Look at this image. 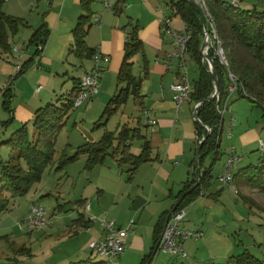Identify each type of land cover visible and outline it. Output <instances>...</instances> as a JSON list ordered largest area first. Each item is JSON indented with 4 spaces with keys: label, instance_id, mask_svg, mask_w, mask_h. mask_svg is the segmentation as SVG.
Masks as SVG:
<instances>
[{
    "label": "rangeland",
    "instance_id": "374dc122",
    "mask_svg": "<svg viewBox=\"0 0 264 264\" xmlns=\"http://www.w3.org/2000/svg\"><path fill=\"white\" fill-rule=\"evenodd\" d=\"M51 1L6 0L3 6L6 13L22 19L19 32L10 35L11 49L8 51L0 49V161L3 162L16 160L18 156V150L12 145L1 143L2 139H7L24 123L15 115L18 104L22 101L40 103L41 98L43 99L41 105L48 101L56 102L61 96L70 93L73 75H79V64H85L89 70L93 65L90 59H81L70 52L69 42L74 41L72 30L70 32L67 30L69 34L67 44L64 40L58 41L57 34L51 30L48 42L53 33L55 37L49 53L50 60H43L45 48L38 53L39 46L32 43L31 38L33 30L40 26L46 17ZM226 1L233 3L234 0ZM207 2L213 7L209 0ZM239 6L242 9L262 10L264 0H239ZM178 15L177 31L187 33L188 23L181 14ZM48 42L46 41L45 47ZM20 59L22 64L29 60L31 62L26 71L16 77ZM185 60L187 75L192 83L193 79L199 76L197 61L192 55L187 54ZM138 71L139 68L136 67V72ZM40 85L43 88L38 92L37 88ZM8 86L11 87L13 94L11 104L13 113L3 104V92ZM107 101L108 98L106 102L89 100L81 107H73L56 136L55 154L41 181L34 182L24 195L12 196L7 192L8 206L0 210V264H79L88 260L98 262L102 259L89 247L91 240L89 233L85 231L87 228L84 230L82 224L78 225L74 220L79 216L82 193L89 191L88 189L84 192V186L90 184L83 176L86 156L82 155L61 169H58V165L65 153L74 154L80 145L92 138L99 139L107 129L118 132L125 124L129 126L138 124L140 108L133 101H129L108 117L106 125L98 126L97 124L106 120L102 115ZM89 102L92 104L91 107L88 105ZM222 108L225 110L223 114L225 125L218 148V158L216 148L209 150L204 156L203 168H212L209 183L203 186L201 196L187 205V217L184 222L182 221L186 226H190V229L202 228L205 234L202 236V242L205 244L208 240L209 244L203 246L198 255L200 258L189 256L188 259H183L163 252L160 258L153 259L150 264H183L186 260L193 264H219L226 263L232 255L246 251L264 263V192L246 185L241 179L232 181L231 186L220 179L221 175L226 174V162L231 153L241 157V161L232 169L234 176L240 168L257 163L264 155V149L259 143L260 137L264 140V130L261 135L254 131L259 127V123L264 122V112L258 104L246 97H240L238 90L229 93ZM230 116L235 119L236 126L230 121ZM142 121L144 123L147 119L142 118ZM34 131L31 119L28 121V134L31 139H34ZM229 134L232 136L231 139ZM140 145L139 140L133 142L136 148H140ZM195 147L198 148L197 143ZM107 161L110 165L118 166L120 172L128 167L126 164L119 166L118 163H121L113 157H108ZM22 162L26 166L25 161ZM203 194L205 197L201 200ZM1 196H4V193ZM88 200L92 202L91 196ZM33 204L44 206L52 220L43 228L30 231L26 220ZM102 220L111 219L104 216ZM20 223L24 225V229H20ZM128 261L127 264H141L142 258H130ZM118 264L124 263L119 260Z\"/></svg>",
    "mask_w": 264,
    "mask_h": 264
},
{
    "label": "crops",
    "instance_id": "0c3cea01",
    "mask_svg": "<svg viewBox=\"0 0 264 264\" xmlns=\"http://www.w3.org/2000/svg\"><path fill=\"white\" fill-rule=\"evenodd\" d=\"M108 1L112 5L110 8L104 5L103 0H91L89 5L92 14L91 19L94 23L92 22V26L88 31L87 44L95 52L100 51L107 55L109 60L101 63L100 90L81 106L89 100L106 102L108 98L109 101L114 95L113 92L115 90L117 92L118 73L124 59L125 43L129 32L133 27H136L143 42L144 51L133 57V73L137 78H142L141 94L143 98L142 104H139L138 100L130 96L125 104L133 101L140 108L138 120H141V122H143L142 114L146 109H150L152 117L156 118L157 123L154 125L149 126L147 121L142 123L147 125L145 129L143 128V132L150 141L153 160L141 164L133 174L128 171L130 165L126 164L128 166L125 169L127 173L124 170L120 172L119 167L108 164L107 159L103 164H98L93 168L88 169L85 167L83 176L90 184L84 186V192L88 189L89 191L88 193H82L79 201V216L74 220L78 225L81 223L84 230L87 228L85 231L89 233L90 240L105 236V228L102 225L104 216L114 220L119 227L126 228L133 221L134 223L125 238L124 254L120 258L122 263L127 264L130 258L143 259L152 252L155 246L157 223L165 213L172 210L176 202V195L182 190L184 182L193 175L195 160L193 156H196L197 152L195 144H198L200 137L195 120V102L190 97L177 107L174 100L175 92L171 87L180 81L184 70L180 66L178 58L171 61L168 59V54L174 52L177 47V41L172 31L178 30L176 19L179 16L175 13L171 0ZM49 5L46 17L40 26L45 22L50 33L53 30L57 34L58 41L64 40L67 44L69 42L67 30L69 32L73 31L78 18L85 13L83 2L82 0H52ZM164 17L170 18L172 31L163 28ZM94 24L95 26H93ZM54 33L49 42L47 40V48L44 46V61L50 60L49 53L54 44ZM71 44L69 42V46ZM187 55H191V53L188 51ZM90 60L93 64L92 70L94 62L92 58ZM145 61L147 63L146 70ZM79 65V75H73L72 89L76 85V79L80 83L82 76L91 71L86 68L85 64L80 63ZM136 67L139 68L138 73ZM194 81L191 83L192 85ZM10 104H12V100ZM41 104H43L42 98L40 103L22 101L18 104L15 115L20 117L24 123L28 122L33 118L35 110L43 106ZM88 105L91 107V102ZM258 125L259 127L254 131H258L257 133L261 135L264 130V122ZM106 131L111 130L107 129ZM2 134L4 135L5 131ZM231 138L232 136L229 137V139ZM5 139H2V141ZM99 139L92 138L89 141L93 142ZM139 141L142 145V140ZM262 142L264 143V140L260 137L261 147ZM141 145L140 148L132 145L131 151L134 154H140L142 151ZM233 150L234 148L231 152ZM118 165L121 166L122 164L118 163ZM91 183L93 186H91ZM87 194L92 198L90 209L85 208V204L89 201ZM204 197L203 194L201 200ZM91 215L96 216L97 220L90 222L89 217ZM186 217L187 214L183 222ZM183 222V227H190ZM195 229L202 232V228ZM204 235L202 232L200 238H190L184 241L183 244L188 253L187 257L171 255L183 259H188L189 256L200 258L198 255L203 246L209 244L208 240L203 244L202 238ZM162 253V251L156 252L154 259L160 258ZM183 264L193 263H188V260H186Z\"/></svg>",
    "mask_w": 264,
    "mask_h": 264
},
{
    "label": "trees",
    "instance_id": "16d2710c",
    "mask_svg": "<svg viewBox=\"0 0 264 264\" xmlns=\"http://www.w3.org/2000/svg\"><path fill=\"white\" fill-rule=\"evenodd\" d=\"M6 0H0V49L8 51L11 49L9 42L10 35H15L20 30L22 19L10 15L3 10ZM85 13L82 14L73 29L74 41L70 52L75 56L90 59L94 56L95 50L87 44V35L92 26V14L89 8L91 0H82ZM213 7H208L216 23L218 34L223 42L228 63L225 64L215 56L214 49L209 50V55L215 60V67L218 73L220 86L219 101L217 98L208 99L215 92V77L209 68V64L203 58L201 46L204 40V26L197 8L188 0H171L175 13L181 14L188 23V31L191 34L189 52L196 59L199 65V76L194 81L191 91V99L197 103L200 121H196L199 134L198 148L201 145L200 139L206 137L202 142L199 152V163L201 174L197 171L195 160L193 163V175L184 182L182 190L176 195V202L173 206L177 212L192 203L201 196L203 186L209 183L211 167L203 168L202 161L207 152L221 145V134L224 127V115L221 113L222 106L226 104L229 97V86L236 84L240 97H246L262 107L264 112V9H242L226 0H209ZM211 30L210 25L208 26ZM50 35V30L45 22L37 28L31 38L32 43H42L45 46ZM125 53L122 66L118 73V90L110 98L105 106L103 117L106 120L98 126L107 124L108 117L115 113L130 96L142 104L141 94L142 78H137L133 73V57L144 51V45L138 35L136 27L129 32L125 43ZM38 53L40 51L38 50ZM31 60L26 61L16 77L26 71ZM147 63L145 61V70ZM235 79H233V77ZM11 87L8 86L4 92V107L11 113V100L13 97ZM80 92V83L76 79V85L67 95H63L56 102H48L37 108L34 112L33 126L34 139L28 134V122L14 130L11 135L1 143L10 144L18 150L16 160L0 161V210L7 208L9 197L24 195L28 192L34 182L41 181L44 171L52 162L55 154L56 136L66 121V116L74 107V102ZM264 116V113H263ZM13 117V116H12ZM12 121V119L10 120ZM205 125L211 128V133ZM147 125L138 121L136 126L125 124L118 132L106 131L101 139L93 142H86L80 145L74 154L66 153L61 158L58 169L64 168L68 163L87 156L86 167L93 168L103 164L108 157L118 159L121 164L130 165L129 172L133 174L141 164L153 160L152 147L147 135L143 132ZM135 140H142V151L134 154L131 147ZM197 148V150H198ZM25 161L26 166L23 165ZM200 179V184L192 187ZM235 179L264 192V155L257 163H250L240 168ZM190 190V191H189ZM4 193V196L1 194ZM170 211L165 213L155 228V246L150 254L142 259L141 264H150L157 252V244L161 238L163 227ZM23 249V248H22ZM27 250V248H26ZM79 264H108L103 259L98 262L90 260L79 262ZM216 264V263H212ZM219 264H264L263 261L255 258L249 252L230 256L226 263Z\"/></svg>",
    "mask_w": 264,
    "mask_h": 264
},
{
    "label": "built area",
    "instance_id": "2783aa9c",
    "mask_svg": "<svg viewBox=\"0 0 264 264\" xmlns=\"http://www.w3.org/2000/svg\"><path fill=\"white\" fill-rule=\"evenodd\" d=\"M201 4L204 13L211 25L210 34L212 37V41L207 48L208 52L210 49H214L215 56L220 59L221 62L227 64V58L225 54V50L223 48V42L218 34L216 23L213 18V15L208 7L207 0H198ZM104 5L107 8L112 7L108 0H103ZM233 4L238 6L239 0H234ZM170 18H163V28L172 31L170 25ZM175 35L177 41V47L174 52L168 54V59L171 61L175 58L180 60V66L185 69V73L181 75L180 81L178 83L173 84L171 87L175 92L174 100L179 107L183 101L190 99L192 84L189 81L187 70H186V61L185 55L189 51V42L191 39L190 33H181L178 31H172ZM38 50L41 52L44 48L42 43L38 44ZM94 62V67L91 71L86 72L80 81V92L74 102V107H80L86 100L90 99L99 91V82H100V74L102 71L101 63L103 61H108L109 57L100 51H96L94 56L92 57ZM206 60V59H204ZM207 61V60H206ZM208 62V61H207ZM22 59H20V63L18 65V71L22 69ZM233 77V76H232ZM233 79H235L233 77ZM43 88L40 85L37 88L39 92ZM237 89L236 84H232L229 86V90L231 92ZM201 105V102H197L194 105V112L198 110V107ZM222 114H224L225 110H220ZM142 118L147 119V123L149 126L157 123L156 118L152 117V111L150 109L144 110L142 114ZM232 124L235 125V119L231 120ZM230 137V134L228 135ZM202 139H200V142ZM262 148L264 149V143L262 142ZM241 160V157L234 156L232 153L230 154L227 164H226V174L221 175L220 179L227 185L231 186V182L235 180V176L232 173V169L237 165V163ZM235 191L238 192L236 188ZM91 204L87 202L85 204V208L90 209ZM186 208H183L177 212H173L170 216L168 224L165 228V231L160 238L157 244V252H167L172 255H181L182 257H187L188 253L184 246V241L190 238H200L202 232L200 230H193L189 228H185L182 226V221L186 216ZM52 220L50 218L48 210L38 204H33L30 208L28 219L26 223L28 225V230L32 231L34 229L43 228L46 226L49 221ZM97 220V217L91 215L89 217L90 222H94ZM134 222L131 221L128 227H119L116 225L114 220H102V225L105 228V236L102 238H94L90 241L89 247L92 251L96 252L105 262L108 264H118L121 256L124 254L125 250V238L128 235V231ZM20 229H24L23 224H19ZM89 229V227H88Z\"/></svg>",
    "mask_w": 264,
    "mask_h": 264
},
{
    "label": "water",
    "instance_id": "95a60500",
    "mask_svg": "<svg viewBox=\"0 0 264 264\" xmlns=\"http://www.w3.org/2000/svg\"><path fill=\"white\" fill-rule=\"evenodd\" d=\"M188 1L191 2L197 8V10L200 13V16H201V19H202V22H203V26H204V33H205L204 41H203L202 46H201V52L203 54V58L208 61L209 68H210L211 72L214 74V77H215V92L208 99H206L205 101H208V100L214 99V98H217L218 101H219L220 86H219L217 69L215 67V60H214V58H212L209 55V52L207 50V48L209 47V45H210V43L212 41V37H211L210 30H209V27H208V19H207L206 15L204 13V10H203V8H202V6H201V4L199 3L198 0H188ZM194 113H195V120L196 121H200V118H199V115H198V110H195ZM205 127L208 130V134H210L211 133V128L209 126H207V125H205ZM205 138L206 137L202 138V141L200 142L201 145L199 146V148H198V150L196 152V156H195V164L197 166V171H198L199 174H201L200 163H199V152H200V149H201V146H202V142L205 140ZM199 184H200V179L192 187V189L195 188ZM174 210H175V207L172 208V210L170 211L168 217L166 218L161 237H162V235H163V233L165 231V228H166V226L168 224L170 216H171V214L173 213Z\"/></svg>",
    "mask_w": 264,
    "mask_h": 264
}]
</instances>
